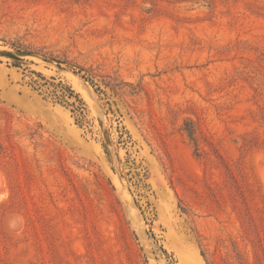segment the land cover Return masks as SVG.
Returning <instances> with one entry per match:
<instances>
[{
  "label": "rangeland",
  "instance_id": "1",
  "mask_svg": "<svg viewBox=\"0 0 264 264\" xmlns=\"http://www.w3.org/2000/svg\"><path fill=\"white\" fill-rule=\"evenodd\" d=\"M0 264H264V0H0Z\"/></svg>",
  "mask_w": 264,
  "mask_h": 264
},
{
  "label": "trees",
  "instance_id": "2",
  "mask_svg": "<svg viewBox=\"0 0 264 264\" xmlns=\"http://www.w3.org/2000/svg\"><path fill=\"white\" fill-rule=\"evenodd\" d=\"M37 76L42 78V75L36 72H33ZM43 79V78H42ZM32 84L42 86V84L38 80H34L32 78ZM55 89H60L56 91H51L52 95L55 97L60 104L71 107V111L76 115L79 122H81V118L84 116L86 108L83 100L80 95L77 94L71 87L63 86L62 84L55 85L53 84ZM60 91V94L58 93Z\"/></svg>",
  "mask_w": 264,
  "mask_h": 264
}]
</instances>
